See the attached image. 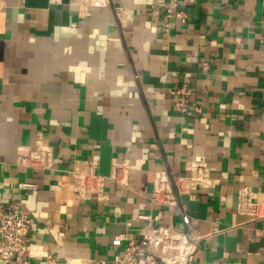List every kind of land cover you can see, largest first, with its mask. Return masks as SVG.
<instances>
[{"label":"crops","instance_id":"1","mask_svg":"<svg viewBox=\"0 0 264 264\" xmlns=\"http://www.w3.org/2000/svg\"><path fill=\"white\" fill-rule=\"evenodd\" d=\"M102 2L0 0V209L30 215L29 264H107L157 227L198 240L191 264H264V221L237 211L264 193V0ZM182 83L201 113L174 110ZM40 146L52 165L20 163Z\"/></svg>","mask_w":264,"mask_h":264},{"label":"built area","instance_id":"2","mask_svg":"<svg viewBox=\"0 0 264 264\" xmlns=\"http://www.w3.org/2000/svg\"><path fill=\"white\" fill-rule=\"evenodd\" d=\"M100 5L103 4L102 0ZM107 5V4H105ZM172 16L169 11L168 18ZM167 26L164 31L167 32ZM173 108L181 116H194L201 113V107L191 102L192 90L187 83H182L169 91ZM54 162L50 147L40 146L29 157L21 158L20 163L36 168H47ZM95 165L88 163L75 170L74 191L80 198H89L98 193L102 187V179L95 171ZM205 168L193 169L190 177L183 179L185 189H195L205 186L208 180ZM169 187L166 190V187ZM31 188L29 185H19V190ZM165 191L164 204L174 203L173 186L169 183L157 181L153 190V200L159 202V195ZM237 211L251 217L254 221H264V193L257 197L251 190L240 191L237 201ZM140 220L150 219L141 214ZM189 223V220L185 218ZM32 219L30 215L19 211L15 204L5 205L0 209V260L4 264H29L28 257L31 246ZM126 242L123 253L107 264H191L196 253L198 240L184 232L170 231L165 227L154 228L144 233L138 240H127L119 236L112 241L114 247Z\"/></svg>","mask_w":264,"mask_h":264}]
</instances>
